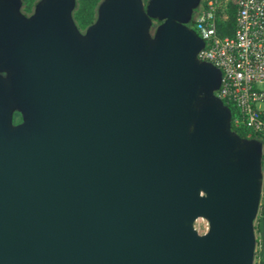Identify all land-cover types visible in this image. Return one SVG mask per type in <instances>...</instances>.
Listing matches in <instances>:
<instances>
[{"label":"water","instance_id":"95a60500","mask_svg":"<svg viewBox=\"0 0 264 264\" xmlns=\"http://www.w3.org/2000/svg\"><path fill=\"white\" fill-rule=\"evenodd\" d=\"M199 1L101 0L80 37L76 0H0V264H253L263 151L211 93Z\"/></svg>","mask_w":264,"mask_h":264},{"label":"built area","instance_id":"2783aa9c","mask_svg":"<svg viewBox=\"0 0 264 264\" xmlns=\"http://www.w3.org/2000/svg\"><path fill=\"white\" fill-rule=\"evenodd\" d=\"M192 22L202 37L197 51L199 60L220 69L218 97L236 108L231 112V128L246 130L244 137L264 138V0H201ZM234 5V29L231 34L218 32V21L228 19V4ZM237 131V130H236ZM258 209L254 218L255 246L253 264H264V150ZM199 233L209 229V221L199 216L194 221Z\"/></svg>","mask_w":264,"mask_h":264},{"label":"trees","instance_id":"16d2710c","mask_svg":"<svg viewBox=\"0 0 264 264\" xmlns=\"http://www.w3.org/2000/svg\"><path fill=\"white\" fill-rule=\"evenodd\" d=\"M37 0H22L23 7L26 10H31L32 6ZM101 0H76L75 7L72 10V18L75 24L80 28H85L91 24L96 18L97 6ZM228 19L218 21V32L220 34H231L234 29V5L229 2L228 4ZM231 109L232 113L236 112V108L230 102L225 103ZM237 132L245 136L246 130L243 128H237ZM264 222L259 224V230H261V225ZM262 231V230H261ZM263 232V231H262Z\"/></svg>","mask_w":264,"mask_h":264},{"label":"rangeland","instance_id":"374dc122","mask_svg":"<svg viewBox=\"0 0 264 264\" xmlns=\"http://www.w3.org/2000/svg\"><path fill=\"white\" fill-rule=\"evenodd\" d=\"M202 1L200 0L197 4H195L193 7H192V14H191V19L189 20V22H187V24L190 26V27H194L195 24L192 22V20L195 19V17L197 16L196 12H198L199 10V7H200V3ZM142 3H143V6L145 7L146 4H147V0H142ZM35 4L32 6L31 10H26L24 9L23 7V2H21L20 6H19V12L24 15V16H30L31 14L34 13L35 11ZM96 15H97V12H96ZM74 22V21H73ZM160 23V19L157 18V17H151V21H150V24L148 25L147 27V33L148 35L153 38L157 32V28H158V24ZM74 26H75V30L77 32V34L80 36V37H84L86 35V31H87V27L85 28H79L76 26V24L74 23ZM0 76L5 80L7 81V76H8V72L7 70L5 69H0ZM211 93L212 95H214L215 97H218V88L215 86L211 89ZM204 95V92L200 93L199 96H203ZM23 121V113L18 109V108H13L12 111H11V114H10V125L11 126H15L19 123H21ZM241 137H244V136H241ZM250 140H253L254 143L260 147L261 149V152L264 150V138L261 137V136H253V137H248ZM261 230L263 231V234H264V223L261 225ZM260 230V231H261ZM261 231V232H262Z\"/></svg>","mask_w":264,"mask_h":264},{"label":"flooded vegetation","instance_id":"af4514ba","mask_svg":"<svg viewBox=\"0 0 264 264\" xmlns=\"http://www.w3.org/2000/svg\"><path fill=\"white\" fill-rule=\"evenodd\" d=\"M146 1V0H145ZM75 23V22H74ZM77 26V25H76ZM78 27V26H77ZM80 28V27H79Z\"/></svg>","mask_w":264,"mask_h":264}]
</instances>
